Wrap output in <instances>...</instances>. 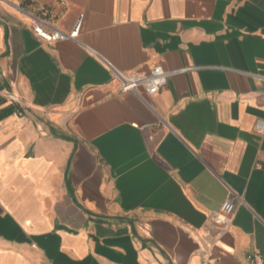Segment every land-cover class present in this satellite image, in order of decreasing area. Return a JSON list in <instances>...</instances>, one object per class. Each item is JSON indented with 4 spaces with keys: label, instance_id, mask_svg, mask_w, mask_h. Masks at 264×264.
Returning a JSON list of instances; mask_svg holds the SVG:
<instances>
[{
    "label": "crops",
    "instance_id": "1",
    "mask_svg": "<svg viewBox=\"0 0 264 264\" xmlns=\"http://www.w3.org/2000/svg\"><path fill=\"white\" fill-rule=\"evenodd\" d=\"M25 5L82 22L47 41L0 0V264L264 258V0ZM105 60L179 71L125 93Z\"/></svg>",
    "mask_w": 264,
    "mask_h": 264
},
{
    "label": "built area",
    "instance_id": "2",
    "mask_svg": "<svg viewBox=\"0 0 264 264\" xmlns=\"http://www.w3.org/2000/svg\"><path fill=\"white\" fill-rule=\"evenodd\" d=\"M18 11L25 13L30 18V24L34 33L47 41L65 40L76 38L79 34L81 22L76 24L74 30L65 32L52 25V22L45 13H39L28 9L25 1L34 0H13ZM107 66L111 69L114 78L120 83V90L125 93H139L138 88L144 86L147 92L151 95L157 94L167 83L170 76L177 73L179 70H167L162 65H154L149 73L127 72L115 67L109 61L105 60ZM13 99L17 98L12 95ZM255 131L259 134H264V120H259L255 125ZM237 196H232L221 207L220 212L214 214L213 219L217 224H228L229 216L235 211V201ZM248 260L252 264H263L264 258L261 253L252 252L248 254Z\"/></svg>",
    "mask_w": 264,
    "mask_h": 264
}]
</instances>
